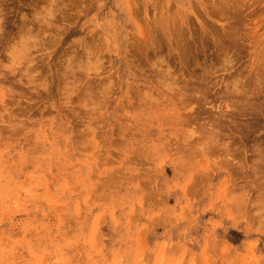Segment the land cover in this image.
Returning a JSON list of instances; mask_svg holds the SVG:
<instances>
[{"label": "rangeland", "instance_id": "1", "mask_svg": "<svg viewBox=\"0 0 264 264\" xmlns=\"http://www.w3.org/2000/svg\"><path fill=\"white\" fill-rule=\"evenodd\" d=\"M0 11V264H264V0Z\"/></svg>", "mask_w": 264, "mask_h": 264}, {"label": "bare ground", "instance_id": "2", "mask_svg": "<svg viewBox=\"0 0 264 264\" xmlns=\"http://www.w3.org/2000/svg\"><path fill=\"white\" fill-rule=\"evenodd\" d=\"M4 7H5V6H3V9H5ZM1 9H2V8H1ZM5 10H6V9H5ZM0 12H1V11H0ZM1 28H2V27H1ZM258 79H259V78H258ZM245 160H247V159H245ZM245 160H244V161H245ZM242 162H243V161H242ZM243 163H245V162H243Z\"/></svg>", "mask_w": 264, "mask_h": 264}]
</instances>
